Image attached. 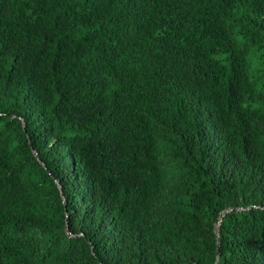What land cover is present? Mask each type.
I'll return each mask as SVG.
<instances>
[{
  "label": "trees",
  "instance_id": "1",
  "mask_svg": "<svg viewBox=\"0 0 264 264\" xmlns=\"http://www.w3.org/2000/svg\"><path fill=\"white\" fill-rule=\"evenodd\" d=\"M0 264H264V0H0Z\"/></svg>",
  "mask_w": 264,
  "mask_h": 264
},
{
  "label": "water",
  "instance_id": "2",
  "mask_svg": "<svg viewBox=\"0 0 264 264\" xmlns=\"http://www.w3.org/2000/svg\"><path fill=\"white\" fill-rule=\"evenodd\" d=\"M229 210H231V209H228V210H226L225 212L221 213V215L219 216L218 219H221V217H222L226 212H228ZM216 226L218 227V225H216Z\"/></svg>",
  "mask_w": 264,
  "mask_h": 264
}]
</instances>
